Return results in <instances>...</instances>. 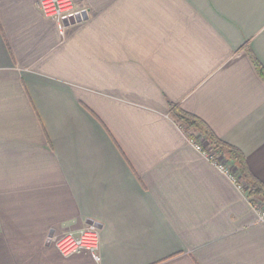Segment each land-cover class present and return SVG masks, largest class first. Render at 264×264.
<instances>
[{
  "label": "crops",
  "instance_id": "1",
  "mask_svg": "<svg viewBox=\"0 0 264 264\" xmlns=\"http://www.w3.org/2000/svg\"><path fill=\"white\" fill-rule=\"evenodd\" d=\"M0 0V264H264V222L177 104L264 184V0ZM88 225L99 256L55 240Z\"/></svg>",
  "mask_w": 264,
  "mask_h": 264
},
{
  "label": "trees",
  "instance_id": "2",
  "mask_svg": "<svg viewBox=\"0 0 264 264\" xmlns=\"http://www.w3.org/2000/svg\"><path fill=\"white\" fill-rule=\"evenodd\" d=\"M252 63L256 73L264 81V68L256 61ZM168 107L170 119L186 140L199 144L203 151L211 150L231 167L235 171L238 182L245 187L244 194L250 205L261 204L264 207V184L250 174L243 154L235 147L218 139L204 122L183 111L177 104L170 103Z\"/></svg>",
  "mask_w": 264,
  "mask_h": 264
},
{
  "label": "built area",
  "instance_id": "3",
  "mask_svg": "<svg viewBox=\"0 0 264 264\" xmlns=\"http://www.w3.org/2000/svg\"><path fill=\"white\" fill-rule=\"evenodd\" d=\"M39 8L42 15L50 20L59 21L70 17L76 10L73 0H41ZM206 160L223 175H225L236 187L244 192L245 187L238 182L235 171L224 161L220 160L211 150L203 151L201 146L193 141H188ZM252 208L258 213L264 222V212L258 206ZM55 248L60 256L69 257L80 252H88L95 261L100 260L99 256V231L94 225H88L77 234L66 233L54 242Z\"/></svg>",
  "mask_w": 264,
  "mask_h": 264
},
{
  "label": "rangeland",
  "instance_id": "4",
  "mask_svg": "<svg viewBox=\"0 0 264 264\" xmlns=\"http://www.w3.org/2000/svg\"><path fill=\"white\" fill-rule=\"evenodd\" d=\"M258 208L260 209V211H264V207L261 204H258Z\"/></svg>",
  "mask_w": 264,
  "mask_h": 264
}]
</instances>
